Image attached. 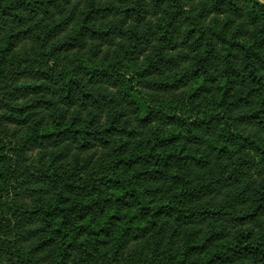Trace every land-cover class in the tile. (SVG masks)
Wrapping results in <instances>:
<instances>
[{
    "label": "trees",
    "instance_id": "1",
    "mask_svg": "<svg viewBox=\"0 0 264 264\" xmlns=\"http://www.w3.org/2000/svg\"><path fill=\"white\" fill-rule=\"evenodd\" d=\"M0 264H264V1L0 0Z\"/></svg>",
    "mask_w": 264,
    "mask_h": 264
},
{
    "label": "crops",
    "instance_id": "2",
    "mask_svg": "<svg viewBox=\"0 0 264 264\" xmlns=\"http://www.w3.org/2000/svg\"><path fill=\"white\" fill-rule=\"evenodd\" d=\"M264 1V0H263Z\"/></svg>",
    "mask_w": 264,
    "mask_h": 264
}]
</instances>
